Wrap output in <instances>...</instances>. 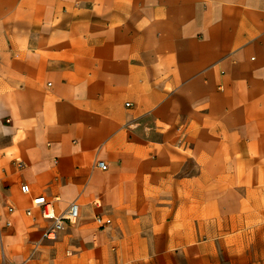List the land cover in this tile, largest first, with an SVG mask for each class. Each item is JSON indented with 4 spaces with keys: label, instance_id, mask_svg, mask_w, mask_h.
Masks as SVG:
<instances>
[{
    "label": "crops",
    "instance_id": "0c3cea01",
    "mask_svg": "<svg viewBox=\"0 0 264 264\" xmlns=\"http://www.w3.org/2000/svg\"><path fill=\"white\" fill-rule=\"evenodd\" d=\"M0 58V264H264V0H0Z\"/></svg>",
    "mask_w": 264,
    "mask_h": 264
},
{
    "label": "built area",
    "instance_id": "2783aa9c",
    "mask_svg": "<svg viewBox=\"0 0 264 264\" xmlns=\"http://www.w3.org/2000/svg\"><path fill=\"white\" fill-rule=\"evenodd\" d=\"M1 61V58H0ZM96 166L101 170H106L107 165L104 162H98ZM20 191L24 195L30 194V188L26 184H22ZM58 196L47 197L43 194L33 196L31 198V206L25 210V215L32 217L34 211L37 210L40 217L50 222V225L46 228L43 237L46 239H55L58 232H60L66 225H70L76 222L79 214L78 205L76 202L69 203L66 208L58 213L55 210V205L59 202ZM13 208L7 207V213H12ZM95 222L100 228L105 227L111 223L110 219L103 218L102 216H96ZM9 224V222H7Z\"/></svg>",
    "mask_w": 264,
    "mask_h": 264
}]
</instances>
